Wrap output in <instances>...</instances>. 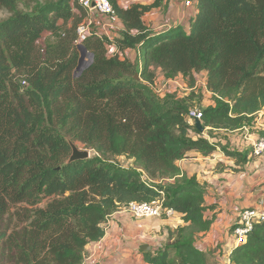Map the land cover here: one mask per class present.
Wrapping results in <instances>:
<instances>
[{
    "label": "trees",
    "instance_id": "obj_1",
    "mask_svg": "<svg viewBox=\"0 0 264 264\" xmlns=\"http://www.w3.org/2000/svg\"><path fill=\"white\" fill-rule=\"evenodd\" d=\"M72 1L0 0V10L10 14L0 22L4 250L15 264H84L86 247L105 236L104 225L114 213L132 202L164 200L165 208L182 215L183 225L170 229L167 244L156 254L148 253L147 261L211 264L208 254L196 247L200 234L213 225L205 217L206 191L177 162L192 152L210 155L216 146L190 123L186 102L159 101L149 83L158 69L171 77L206 73L215 105L202 109L204 127H254L264 110V0H199L189 33L176 26L154 37L141 19L151 7L116 8L127 29L137 33L126 35L124 47L139 48L140 56L146 48L145 63L139 57L135 62L108 59L103 43L92 38L83 46L93 49L94 63L76 81L72 71L77 55L67 65L53 60L46 64L37 50L44 31L62 28L70 35L66 48L77 51L78 24L64 26L77 17ZM161 3L156 0L152 7ZM61 19L64 27L58 25ZM63 131L80 135L98 154L66 164L72 149ZM224 152L247 163L246 154ZM110 156L133 160L134 168H124ZM46 198V205L39 206ZM229 260L264 264V222L254 225Z\"/></svg>",
    "mask_w": 264,
    "mask_h": 264
},
{
    "label": "crops",
    "instance_id": "obj_2",
    "mask_svg": "<svg viewBox=\"0 0 264 264\" xmlns=\"http://www.w3.org/2000/svg\"><path fill=\"white\" fill-rule=\"evenodd\" d=\"M111 1L115 8L125 11L135 6L151 7L141 18L150 37L165 33L160 30L163 24H178V28L189 33L190 21L196 13L194 8H185L182 0H162L157 7H152L156 0ZM72 4L73 14L80 16L83 21L84 11L76 9L74 0ZM63 22L64 20H59L58 25L63 26ZM99 22L102 21L98 17L96 26H100ZM116 24L123 29L116 33L121 49L120 59L137 61L140 49L123 45L126 35L134 37L137 33L129 31L119 16ZM105 49L108 56L109 50L107 47ZM197 74L194 73L193 76L196 78ZM204 76L206 73H201V77ZM204 104L206 105L201 106L202 109L209 105L208 101ZM263 115L264 110L257 115L254 127L244 131L213 130L215 133L209 136L206 129L205 134L209 137L203 136L216 146V151L207 156L192 152L177 162L183 174L196 177L205 188V205L208 207L205 217L213 219V225L210 231L200 234L196 247L208 254L211 264H228L230 254L237 246L232 230L240 212L246 208L260 211L264 209V156H253L248 140H244L242 147L235 148V142L243 135L245 137L249 134L253 139L263 135ZM192 136L199 137L195 134ZM225 149L246 154L247 163L242 165L236 158L227 156ZM180 225H183V220L178 213L165 218L137 219L121 208L104 225L105 236L86 247L84 264H150L146 259L147 254L159 252L167 244L169 230Z\"/></svg>",
    "mask_w": 264,
    "mask_h": 264
},
{
    "label": "built area",
    "instance_id": "obj_3",
    "mask_svg": "<svg viewBox=\"0 0 264 264\" xmlns=\"http://www.w3.org/2000/svg\"><path fill=\"white\" fill-rule=\"evenodd\" d=\"M75 3L84 11L85 18L77 28V39L75 41L76 46L79 48L86 41L97 38L99 39L105 48L109 50L110 57L108 58H119L121 57V49L117 40L116 33L123 31L116 24L118 13L111 0H74ZM185 8H194L198 10L199 0H182ZM99 22L100 26H96V21ZM178 24H163L160 26L161 31H167L171 28L176 27ZM89 53V52H88ZM91 55V53H89ZM122 60V59H120ZM174 83V85H173ZM201 85L204 90V94L214 96V94L208 89L206 76L201 77ZM173 86V87H172ZM180 87L178 81H173L169 85V90L173 91L174 88ZM202 110L195 109L189 112L188 119L192 125H196L197 120H201ZM264 123V115L261 117ZM264 128V124L262 126ZM207 130L209 128H206ZM247 130V128L245 129ZM244 131V130H243ZM206 132V130H205ZM205 132L203 135L205 136ZM209 137V136H208ZM244 140H248L252 146V155L255 157L264 156V135L257 138H252L251 135L247 134L241 136V139L235 142V148L242 147ZM130 215L137 219H157L162 218L163 213L167 217L173 216L176 212L173 209L164 207V200H156L153 202L137 203L132 202L123 207ZM264 222V209L257 210L252 208L243 209L240 212L237 224L233 229V237L237 246L241 245L247 239L249 233L253 230L254 225L257 223ZM228 264H231L228 260Z\"/></svg>",
    "mask_w": 264,
    "mask_h": 264
},
{
    "label": "rangeland",
    "instance_id": "obj_4",
    "mask_svg": "<svg viewBox=\"0 0 264 264\" xmlns=\"http://www.w3.org/2000/svg\"><path fill=\"white\" fill-rule=\"evenodd\" d=\"M75 5L77 8H79L77 3H75ZM9 16L10 14L6 10H0V22L4 21ZM81 21L82 19L80 18V16L74 17L70 21V23L64 26H66L67 29L69 28L73 29L75 25L78 24L79 26ZM64 33L65 31H62V28L59 31H50V30L44 31L41 37L39 38V40L37 41V50L40 56L42 54L41 56L42 62L46 64H48V62L50 63L53 60L57 64L67 65V63L71 61L73 56L77 55V58H78L77 65L72 71V75H73L72 77L74 81H76V79L82 78L84 74L86 73V71H88L89 68L93 65L95 57L93 56L92 48L87 50L89 53H91L93 57H90V54H88L85 57V63H84L85 65H83L82 69L79 70L78 67L80 65L81 50L77 48V51L73 53L74 52L73 48L71 47L66 48L67 43L69 41L68 37L70 35L65 36ZM74 46H76L75 43H74ZM146 52H147V49L142 48L141 56L139 54V61L141 59L143 64L145 63ZM141 70H143V67L141 64H139V72H141ZM136 78L141 80L142 79L141 74L139 73V75L136 76ZM173 81H178L180 83V87L174 88L173 91H170L169 85ZM149 84H150L149 86L152 88V90L154 91L159 101L166 100L167 98L174 99L175 101H183V102H186V104L188 105L189 111H192L195 109L202 110L203 105H206L204 104L205 101H208V104H209L208 107L213 106L215 104L214 96L204 94V90L201 85V73H198L196 78L193 75L192 76L181 75L179 77H171V76H168V74L163 73L160 69H158V70H155L154 72V82L149 83ZM23 85H25L24 82H23ZM74 88L78 89V86H75ZM189 98H192L193 100L189 101ZM199 101L201 103H199ZM90 127H91L90 124L87 125V129H89ZM207 131L210 132V134L212 133L211 136H213V133H215L214 131H211L209 129ZM61 136L62 138H64V140L68 144L70 141H72L74 144H76L79 147V149L89 150L91 152L92 157L98 154V152L95 149L90 148V146L88 145L87 141H85V139L78 138V136L80 135L74 136L73 134H71V132L63 131L61 133ZM102 142H103L102 138H99L97 144L102 145L103 144ZM71 154H72V150H71ZM71 154L65 156L64 161H67L70 158ZM109 158L113 162H115L116 164L124 168H134L133 160L127 159L126 157H111L110 156ZM144 178H146L145 175H144ZM157 180H159L160 184L167 183L166 181H162L161 178H157ZM46 203H47V198L42 200L39 203V206L44 207ZM19 207L22 208L26 206L20 204ZM14 223L15 222L11 224L10 228L13 227ZM5 227L6 226H1L0 229H4ZM0 264H15L11 256L8 255L7 252L4 250V244L1 239H0Z\"/></svg>",
    "mask_w": 264,
    "mask_h": 264
},
{
    "label": "water",
    "instance_id": "obj_5",
    "mask_svg": "<svg viewBox=\"0 0 264 264\" xmlns=\"http://www.w3.org/2000/svg\"><path fill=\"white\" fill-rule=\"evenodd\" d=\"M79 49L81 50V59H80V65H79L78 69L81 70L82 66L85 63V57L89 53H88L86 47H84L83 45L80 46ZM90 57H93V56L90 55ZM196 126L201 133L205 132L206 128L204 127L201 120L196 121ZM69 144H70L71 149H72V154H71L70 158L68 159V161L66 162V164L69 165V164H72V163L77 162V161H85V160H88L91 158V152L89 150L79 149V147L76 144H74L72 141H70Z\"/></svg>",
    "mask_w": 264,
    "mask_h": 264
},
{
    "label": "bare ground",
    "instance_id": "obj_6",
    "mask_svg": "<svg viewBox=\"0 0 264 264\" xmlns=\"http://www.w3.org/2000/svg\"><path fill=\"white\" fill-rule=\"evenodd\" d=\"M85 65V64H84Z\"/></svg>",
    "mask_w": 264,
    "mask_h": 264
}]
</instances>
